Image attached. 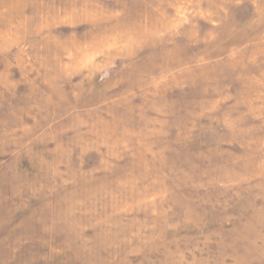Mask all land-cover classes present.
<instances>
[{"label": "rangeland", "instance_id": "obj_1", "mask_svg": "<svg viewBox=\"0 0 264 264\" xmlns=\"http://www.w3.org/2000/svg\"><path fill=\"white\" fill-rule=\"evenodd\" d=\"M0 264H264V0H0Z\"/></svg>", "mask_w": 264, "mask_h": 264}]
</instances>
